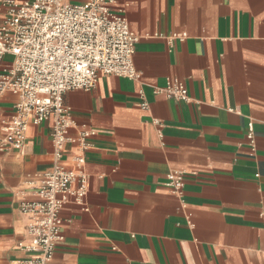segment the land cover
Wrapping results in <instances>:
<instances>
[{
    "label": "crops",
    "instance_id": "crops-1",
    "mask_svg": "<svg viewBox=\"0 0 264 264\" xmlns=\"http://www.w3.org/2000/svg\"><path fill=\"white\" fill-rule=\"evenodd\" d=\"M114 4L138 35L139 78L100 75L63 95L70 135L82 124L95 133L82 163L65 146L61 164L85 173L87 190L84 208L62 209L48 264H264V0ZM169 77L189 100L154 92ZM17 100L0 94V121ZM51 124H30L23 151L0 152V264L34 256L18 246L19 206L53 165ZM173 169L187 172L179 194L165 185Z\"/></svg>",
    "mask_w": 264,
    "mask_h": 264
},
{
    "label": "built area",
    "instance_id": "built-area-1",
    "mask_svg": "<svg viewBox=\"0 0 264 264\" xmlns=\"http://www.w3.org/2000/svg\"><path fill=\"white\" fill-rule=\"evenodd\" d=\"M138 35L131 29L123 7L114 0H1L0 1V94L18 95L10 118L0 121V152L23 151L30 124L51 119L53 165L38 173L33 197L20 202L28 215L27 241L18 246L34 256L20 264H48L63 240L61 211L68 204L83 207L87 176L61 164L67 143L77 145L74 155L82 163L87 138L95 131L76 123L63 95L72 89L90 90L100 75L138 79L133 63ZM6 54L9 67H2ZM155 93L189 100L187 88L177 77H169ZM147 106L146 102L142 103ZM252 122L247 137L253 142ZM186 171L173 169L165 185L181 193ZM84 208V207H83Z\"/></svg>",
    "mask_w": 264,
    "mask_h": 264
}]
</instances>
